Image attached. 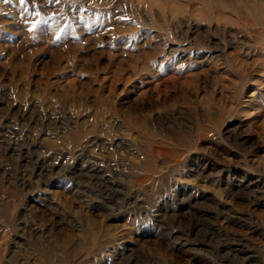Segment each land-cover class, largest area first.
Returning <instances> with one entry per match:
<instances>
[{
  "label": "rangeland",
  "instance_id": "374dc122",
  "mask_svg": "<svg viewBox=\"0 0 264 264\" xmlns=\"http://www.w3.org/2000/svg\"><path fill=\"white\" fill-rule=\"evenodd\" d=\"M0 264H264V0H0Z\"/></svg>",
  "mask_w": 264,
  "mask_h": 264
},
{
  "label": "snow or ice",
  "instance_id": "6c2138e0",
  "mask_svg": "<svg viewBox=\"0 0 264 264\" xmlns=\"http://www.w3.org/2000/svg\"><path fill=\"white\" fill-rule=\"evenodd\" d=\"M25 2V0H21V3H24Z\"/></svg>",
  "mask_w": 264,
  "mask_h": 264
}]
</instances>
